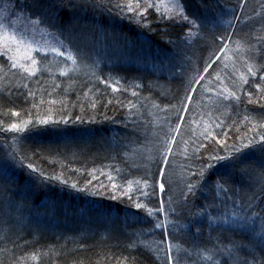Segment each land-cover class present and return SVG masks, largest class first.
Segmentation results:
<instances>
[{"label":"trees","instance_id":"trees-1","mask_svg":"<svg viewBox=\"0 0 264 264\" xmlns=\"http://www.w3.org/2000/svg\"><path fill=\"white\" fill-rule=\"evenodd\" d=\"M0 2L28 23L39 14L34 36L83 60L61 78L39 72V53L35 73L0 55V264H169V243L176 264H223L259 231L245 220L264 215V0H187L190 17L209 22L200 28L175 0H151L142 18L115 7L132 0H63L72 11L52 7L61 0ZM237 147L248 164L229 177L209 158Z\"/></svg>","mask_w":264,"mask_h":264},{"label":"snow or ice","instance_id":"snow-or-ice-1","mask_svg":"<svg viewBox=\"0 0 264 264\" xmlns=\"http://www.w3.org/2000/svg\"><path fill=\"white\" fill-rule=\"evenodd\" d=\"M34 3L36 4V6L41 7L43 5L40 4V0H34ZM187 3V0H175V3L172 5L173 8L178 9V15L180 16V18L184 21H186L188 24L192 25L193 27L196 28H200L202 25L207 27L208 25V21L205 18H191L190 15L185 11V5ZM143 5V10L141 11V7ZM52 7H58V9L60 11L67 9L68 11H72L73 9H75L77 7L76 4H71V3H64L63 0H61L60 4L58 6L53 5ZM115 7L117 8H126L127 11L129 12H135L137 16H140L141 18L143 17L144 13L147 12V10L149 8H154V7H158L157 4L151 2V0H132V2L126 3L123 6H121L119 3H117L115 5ZM38 16L37 19L32 20L31 23L33 25H38L40 24L42 21L39 18V14H36ZM200 20V23H197V20ZM219 39L223 40L224 37H220ZM230 39V37L228 38ZM13 45H15V48H13ZM224 47L226 48L227 45L225 44ZM21 49L24 50V53L22 56H17V55H9L13 52L16 53H20ZM33 51V48L30 44H25L24 40L18 39L15 33H9L7 31V26L3 23H0V55H4V56H9V59L12 61L11 66L12 67H17L19 66L20 68H23L24 71L26 72H30V73H35L36 71V63L37 61L35 59L32 58L31 56V52ZM52 51H58V49L53 48ZM61 56L64 55L63 52L60 53ZM21 59H27L31 61V65H26L23 63H20ZM67 59L71 60L72 63L75 65L76 64V59L73 56L71 50L68 51V55H67ZM217 59H219V57H217ZM211 66V65H209ZM264 67V66H262ZM249 71L251 72V74L253 76L256 75V72L251 71V67L249 68ZM201 79H203V77H201ZM245 83H247V81L245 80ZM260 85H257V87H259ZM135 94V93H134ZM233 96H235V93H232ZM236 99H239V97L237 96ZM17 115H19L17 113ZM41 123H47V121H41ZM20 125L17 124H12L11 128L15 129L16 131H20L21 130ZM259 141H260V146H259V151L261 153V161H260V167L262 169H264V135L259 137ZM257 142L252 139L248 141V145H243L242 147H248L249 145H254ZM167 151H171V149H167ZM210 160H213L217 163H219L220 161H225V167L229 170L228 171V175L229 177L231 176V169H237L238 171H244L246 165L248 164V162L246 160L243 159V153L241 151L240 147H237L236 149H234V151L232 153H230L227 156H213L209 158ZM164 164H167V160L163 161ZM213 164H207L206 167L201 168L199 176H200V180L197 181L196 184H188L187 185V192L189 193H193L195 194L197 185L200 184L203 180L207 179L206 177V173L212 169ZM27 168L32 170L33 172L36 171V169L33 168L32 164H28ZM8 173V166L7 164L4 165H0V176H7ZM32 173L29 172V176H31ZM41 175H43L41 173ZM159 175L163 176L164 173L161 171L159 173ZM57 179H59V177H57ZM221 179H223V177H221ZM66 183V182H65ZM131 184V182H129ZM144 186L148 187V182L144 181ZM225 183H227V181H225ZM216 186L219 188H223L222 184H219V182H216ZM73 187H75V185H73ZM115 187V185H114ZM164 183H160L159 184V189L160 191L164 190ZM127 195V193H125ZM142 195H147V193H142ZM129 199H131V196H129ZM170 199V198H169ZM184 199H187V197L185 196ZM137 209L140 208H146V205L142 204V203H135L134 205ZM157 211H164L162 208L160 209H147L148 215H154L155 212ZM173 211H175V209H173ZM206 211V209H202V212ZM264 211V210H262ZM215 219V218H213ZM239 220H245L244 217H240ZM238 221H233L234 223L239 222ZM257 221H259V231H257V229L255 227H250V232L251 235L249 236L248 242L245 243L243 241L240 242H236L233 246L237 249L236 253H229L228 256H225L223 259V264H232V257L233 256H238L239 253H246V249H248L250 246L259 249V253H260V259L257 260L255 256L252 257V260H249V255H252L251 253H246L245 255H243L242 258H240V264H264V215H261V213H255L253 216H250L247 218V220H245V224L248 225H255L257 223ZM166 221H160L159 223H157L155 225L156 228H161L163 226H165ZM245 224H241V227H244ZM196 231L199 232L200 229L196 228ZM161 243H164V241H161ZM129 247H136L135 243H133L132 245H129ZM171 250H172V246L169 243L167 245V252L165 253L169 264H176V260L175 258L171 255ZM226 247L222 248V251H226ZM32 258L35 260L37 259V257L35 255L32 256ZM133 261H135V257L131 258ZM207 259H212L211 256H208ZM215 264H221L220 260H216Z\"/></svg>","mask_w":264,"mask_h":264},{"label":"rangeland","instance_id":"rangeland-1","mask_svg":"<svg viewBox=\"0 0 264 264\" xmlns=\"http://www.w3.org/2000/svg\"><path fill=\"white\" fill-rule=\"evenodd\" d=\"M0 13V23L7 26V31L9 33H15L18 39L22 38L25 44H30L33 47L31 53L32 58L39 53L38 56L42 62L39 72L42 69L54 70V72H57L56 75H59L61 78H67L71 77L74 71H79V66H81L83 60L76 59V64L74 65L71 60L67 59L68 52L62 48L61 43L53 36L52 38L45 37L46 43L44 44L38 37L34 36L37 33H41V30L32 23H28L17 12L11 11L10 5L5 4L3 7H0ZM13 48H15V45H13ZM53 48L58 49V51H52ZM61 52L64 53L63 56L60 55ZM14 53L15 55H23L24 50L21 49L20 53ZM40 76H43V74Z\"/></svg>","mask_w":264,"mask_h":264},{"label":"bare ground","instance_id":"bare-ground-1","mask_svg":"<svg viewBox=\"0 0 264 264\" xmlns=\"http://www.w3.org/2000/svg\"><path fill=\"white\" fill-rule=\"evenodd\" d=\"M114 80L117 81V82H118V80H120V78L118 77V75L115 76Z\"/></svg>","mask_w":264,"mask_h":264}]
</instances>
